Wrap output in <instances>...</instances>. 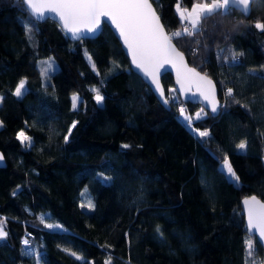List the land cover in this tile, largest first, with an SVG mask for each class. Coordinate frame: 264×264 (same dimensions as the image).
Listing matches in <instances>:
<instances>
[{
  "label": "trees",
  "instance_id": "16d2710c",
  "mask_svg": "<svg viewBox=\"0 0 264 264\" xmlns=\"http://www.w3.org/2000/svg\"><path fill=\"white\" fill-rule=\"evenodd\" d=\"M197 1L211 2L152 0L169 34L182 32L186 22L177 5L184 9ZM219 19L201 20V34L173 38L227 102L218 116L205 110L208 115L197 120L202 106L169 92L175 89L170 74L162 78L167 97L179 101L169 99L171 109L160 103L107 24L95 39L71 41L57 22L30 23L17 0H0V150L7 162L0 168V220L8 233L0 240V264H36L24 254V236L43 264H105L109 258L111 264L263 262L241 201L251 195L264 200V32L254 26L264 22V3L253 4L249 16L235 12L229 19L242 23L227 40L225 29L214 27ZM233 53L243 54L239 63H232ZM50 57L58 68L45 80L39 60ZM22 78L28 91L18 98L13 92ZM229 87L235 100L225 96ZM94 88L105 97L100 105ZM181 106L193 117L191 127L179 117ZM193 128L207 129L211 139L197 138ZM21 129L32 147L17 139ZM242 140L245 151L236 147ZM225 155L238 184L220 172ZM101 172L112 180L98 181ZM86 186L92 209L80 206ZM112 202L121 212L106 227ZM42 214L61 227H46Z\"/></svg>",
  "mask_w": 264,
  "mask_h": 264
},
{
  "label": "snow or ice",
  "instance_id": "6c2138e0",
  "mask_svg": "<svg viewBox=\"0 0 264 264\" xmlns=\"http://www.w3.org/2000/svg\"><path fill=\"white\" fill-rule=\"evenodd\" d=\"M17 2L23 5L28 12L30 23L33 20L41 22L53 18L52 14H54L55 17H58V22L62 24L66 33H70L71 39L76 41L87 39L90 35L96 34L101 28L102 18H107L115 26L123 44L127 46L135 69L141 72L144 77L150 79L151 84L155 85V89L163 99L164 104H168L169 99L173 103L179 101L178 97H165L164 89L160 84V69L166 64L176 69L177 83L180 85L179 91H191L193 87L196 89L199 97L205 102L204 107H201L195 113V119L199 120L202 116L208 115L205 112V108H210L213 115H218L223 108L227 107V102L221 104L220 100L217 99L216 86L206 74L197 71L195 67L188 66L185 62V54L177 49L173 43V38L182 37L183 35L193 36L194 34H201L203 32V29L199 27L201 20L219 17V20L214 21V27L225 29L223 35L225 40H227L231 32L236 31L239 24L242 23H232L229 18L237 11L245 16L249 15L251 12L250 6L264 3V0H211L210 3H194L190 11L181 9L178 4L177 11L181 19L187 21L188 24L183 28L182 32L176 31L172 34H168L165 31L160 17L154 10L150 0H17ZM229 23H232L231 29H228ZM254 26L264 32V22L258 20ZM196 43L199 44V41H196ZM223 51L222 49L220 55L223 54ZM228 51L232 52L231 49H228ZM191 54L194 55L195 52L192 51ZM240 55L243 54L233 53L231 55L233 64L239 63L238 56ZM89 59L91 58L89 57ZM224 59L227 60V57H224ZM42 64L44 66L41 68V75L50 78L49 73L54 70V61L49 59L43 61ZM92 68L93 70L96 68L94 63ZM25 85L26 78H22L18 82L13 95L18 98L22 97L28 91ZM93 91L96 93L94 97L96 103L98 105L102 104L105 97L101 95L99 89L94 88ZM176 91L178 90L169 89V92ZM225 96L235 100L231 87L226 89ZM78 100V95L74 94L72 97L73 109L77 108ZM2 101L3 97H0V102ZM236 102L239 103V101ZM179 113L191 127L193 117L186 115V110L183 106L179 107ZM76 124L77 122L73 121L68 128L67 134L63 137L65 143L69 142V137L72 135V130L76 127ZM2 126L3 122H0V127ZM192 131L197 138L211 139L210 132L207 129L201 131L198 128H193ZM17 139L20 140L21 144L27 143L28 147H32V137L27 135L24 129L18 131ZM202 142L207 143L208 141ZM122 147L129 148L130 145L124 144ZM236 147L241 151L245 150L247 147L246 141L242 140ZM3 159V155L0 154V160ZM220 172L232 183H239L240 177L236 174L227 155L223 158ZM97 179L107 184L112 180V177L101 172L97 173ZM81 195L83 196L84 193H81ZM243 204L246 209L247 229L249 232L254 230L258 233L259 243L264 245V202L258 200L255 196H251L245 198ZM80 206L89 209L95 207L90 199L87 204L81 203ZM3 224L4 221L0 220V240H4L8 235L4 230ZM46 227L55 230L61 226L49 224ZM156 231L160 232V228L157 227ZM23 243L27 245L28 240H24ZM246 246L249 250V255H252L254 250L253 241L249 239L246 242ZM24 254L37 257L40 255L34 249H29ZM77 259H81V257H77ZM105 264H111L110 258L105 261ZM246 264H264V262L253 260L251 262L246 261Z\"/></svg>",
  "mask_w": 264,
  "mask_h": 264
},
{
  "label": "water",
  "instance_id": "95a60500",
  "mask_svg": "<svg viewBox=\"0 0 264 264\" xmlns=\"http://www.w3.org/2000/svg\"><path fill=\"white\" fill-rule=\"evenodd\" d=\"M150 2H152V0H150ZM152 4H153V8H154V10L156 11L157 15L160 17V14H159V12L157 11V9H156V7H155V5H154L153 2H152ZM250 7H251V11H252V5H251ZM250 14H251V12H250ZM250 14H249V15H250ZM249 15H247V16H249ZM52 16H53V18H50V19L58 23V25L62 28V30H63L64 33L68 36V38H69L71 41H76V40L71 39V34H70V33H66V30L62 27V24H60V23L58 22V17H55L54 14H52ZM160 20H161L162 25H163L164 28H165V31L168 33V31H167V29H166V27H165V25H164V23H163L161 17H160ZM41 22H42V21H41ZM104 24H107V25H108V27L113 31V33L115 34V36H116L117 39L119 40V42H120V44H121V47H122L124 53L126 54V56H127L128 59H129V63H130V67H131V69L143 78V80H144V81L148 84V86L151 88V90L153 91V93L155 94V96L157 97V99L160 101V103H161L164 107H166L167 109H171V104H170V102H169L168 104H164V103H163V99L160 97L159 93L156 91V89H155V85L151 84L150 79L144 77V75H143L141 72H139L138 70L135 69L134 65L132 64V61H131V55H130L128 49H127V46L123 44V41H122V39L120 38L118 31L115 29V26L111 24V21L107 20V18H102V24H101V28H100V30H99L96 34H94V35H90L89 38H87V39H95V38L99 37V36L101 35L102 31H103ZM168 34H169V33H168ZM173 43L176 45V43H175L174 40H173ZM176 47H177V49H178L179 51L183 52L182 50H180V49L178 48L177 45H176ZM183 53H184V52H183ZM184 54H185V53H184ZM185 62L188 64L189 67H194L193 65H191V64L189 63V60H188L186 54H185ZM195 68H196V67H195ZM196 69H197V68H196ZM197 71H200V70L197 69ZM200 72H201V71H200ZM160 73H161V75H160V84H161L162 88L164 89L165 97H167V92H166L165 86H164V84H163L162 78H163L164 75H166V74H170V75L173 77L174 87H175V89L178 90V91H176V92H177L178 95L180 96V99H181L182 102H184V103L198 104V105L204 107L205 102L203 101V99H202L201 97H199V93L196 92V89H195L194 87L192 88L191 91H179V89H180V85L177 83V76H176V69H175V68H173L171 65H167V64H166L163 68L160 69ZM201 73H202V74H206V73H203V72H201ZM206 75H207V74H206ZM207 76H208V77L213 81V83L215 84V86H216L217 99L220 100V96H219V88H218V86H217V83L215 82V80H214L211 76H209V75H207ZM220 102H221V100H220ZM221 104H222V102H221ZM205 110H207L208 112L211 113L210 108H205ZM221 111H222V110H221ZM220 113H221V112H220ZM220 113H219V114H220ZM211 114H212V113H211ZM219 114H218V115H219ZM218 115H215V116H218ZM0 154H2L3 157H4L3 160H0V168H4V167L7 166L6 158H5V156H4V154H3V152H2L1 150H0ZM251 196H255L258 200L264 202V200H262L261 198H259V197L256 196V195H251ZM251 196H247V197H251ZM247 197H244V198L242 199V201H241V204H242V207H243V211H244V214H245V222H246V226H247V216H246V209H245V206H244V204H243V200H244L245 198H247ZM247 231H248V234H249V235L255 236V237L257 238V240L259 241L258 233H256L254 230H253L252 232H249V230L247 229ZM261 246L263 247V250H264V245H261ZM263 262H264V259H263Z\"/></svg>",
  "mask_w": 264,
  "mask_h": 264
},
{
  "label": "rangeland",
  "instance_id": "374dc122",
  "mask_svg": "<svg viewBox=\"0 0 264 264\" xmlns=\"http://www.w3.org/2000/svg\"><path fill=\"white\" fill-rule=\"evenodd\" d=\"M204 2H208V1H197L196 3H204ZM209 3H210V2H209ZM180 8L183 9L182 6H180ZM184 9H188V10L190 11V10H191V7H185ZM30 40H31V43H32L33 45H37V42H36V40H35V38L33 37L32 34H30ZM49 59H51L52 61H54V70L51 71V72L49 73V74H51V73H53V72L58 68V64H57L56 60H55L53 57H50V58H47V59H46V58L40 59V60H39V67H40V69H41V68L44 66V65L42 64V62H43V61H46V60H49ZM44 79H45V80H48L49 78L44 77ZM25 87L28 89V83H27V80H26V85H25ZM0 97H3V96L0 95ZM0 104H1V102H0ZM78 104H79V100H78V102H77V106H78ZM186 115H189V114L186 112ZM179 117H180V119H181L183 122H185V123L187 124V122L185 121V119H184L183 117H181L180 114H179ZM187 125H188V124H187ZM245 150H246V149H245ZM245 150H243V151H245ZM83 191H84V193H85V194L83 195V198H84V199H86L87 201H89V197H88V195L90 196V198H91V197L93 198V193L91 192V190H90L89 187H87V186L84 187ZM83 198H82V196H81V200H82ZM87 201H85V202H83V203H84V204H87V203H88ZM120 212H121V210H120V208L118 207V205L116 204V202H112L111 205H110V207H109L107 217L105 218L104 226H106V227H111V225H113V223H114V222L116 221V219L118 218ZM41 217H42L43 221L46 223V225H49V224H51V225H57V224H54V223L51 221L50 216H48V215H46V214H42ZM3 227H4V230L6 231V229H5V223L3 224ZM32 249H34V250L36 251L35 247H33ZM30 256H31V255H30ZM32 257H33V259L35 260L36 264H38V261H39V264H43V263H42V260H41V258H40V256H39V257H37V256H32Z\"/></svg>",
  "mask_w": 264,
  "mask_h": 264
},
{
  "label": "built area",
  "instance_id": "2783aa9c",
  "mask_svg": "<svg viewBox=\"0 0 264 264\" xmlns=\"http://www.w3.org/2000/svg\"><path fill=\"white\" fill-rule=\"evenodd\" d=\"M187 24H188V22L186 21V22L184 23V25H183V28H184ZM177 31H178V30H177ZM174 32H176V31H174ZM174 32H173V33H174ZM27 235H30V233L27 232ZM26 239L28 240L27 236H24V237L22 238L21 242H22V245H23V247L25 248V250H29V249H31L30 244H29V240H28V244H27V245H25V244L23 243V241L26 240Z\"/></svg>",
  "mask_w": 264,
  "mask_h": 264
},
{
  "label": "crops",
  "instance_id": "0c3cea01",
  "mask_svg": "<svg viewBox=\"0 0 264 264\" xmlns=\"http://www.w3.org/2000/svg\"><path fill=\"white\" fill-rule=\"evenodd\" d=\"M54 224H56V223H54Z\"/></svg>",
  "mask_w": 264,
  "mask_h": 264
}]
</instances>
